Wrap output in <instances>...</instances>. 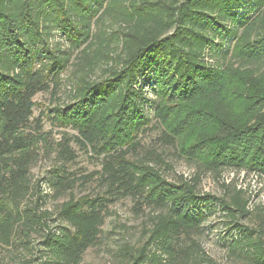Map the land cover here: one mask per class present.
<instances>
[{"label":"trees","instance_id":"1","mask_svg":"<svg viewBox=\"0 0 264 264\" xmlns=\"http://www.w3.org/2000/svg\"><path fill=\"white\" fill-rule=\"evenodd\" d=\"M67 72L70 98L53 118L76 135L53 149L48 183L57 200L68 195L56 214L68 228L54 230L32 178L47 142L35 99ZM153 119L195 177H166L165 151L143 140ZM73 145L100 162L82 179L95 195L74 194ZM225 172L264 176V0H0V264L41 236L29 263L83 264L109 206L126 199L150 222L120 249L125 264H219L203 246L215 211L229 257L264 264V206L231 183L221 196L201 188Z\"/></svg>","mask_w":264,"mask_h":264},{"label":"rangeland","instance_id":"2","mask_svg":"<svg viewBox=\"0 0 264 264\" xmlns=\"http://www.w3.org/2000/svg\"><path fill=\"white\" fill-rule=\"evenodd\" d=\"M117 25L114 28L117 29ZM58 40V39H57ZM101 74V73H100ZM70 72H67L62 87L56 94L51 92L41 93L36 97L38 103L35 110V118H42L45 139L47 142L40 144L39 159L32 168V178L34 184L39 182L43 196L46 197L45 207L54 213L51 228H68V225L58 219L57 209L68 195L60 200L56 199V191L50 187L48 181L50 170L57 167L56 148L57 142L61 141L64 135L73 136L76 132L70 128H63L57 125L53 114L57 108H64L65 103L70 98V89L72 83ZM154 87H147L149 98L155 100L156 94ZM161 127L157 120L153 119L149 131L144 135V143L151 146L153 143L160 145V150L165 151L167 161L172 165V169L166 170V177L171 181H179L181 177L190 180L198 172L195 164L189 163L183 158H178L174 149L158 142ZM50 145V146H49ZM77 152V159L73 164L67 166L68 172L72 174L71 178L77 180L74 194L77 198L83 195H95L99 188L97 183H84L83 177L101 169L100 162L93 156L91 150L80 149L73 145ZM201 188L206 193H212L221 196L223 192V183L234 184L238 190H244L248 196H251L252 207L254 205L264 206V176L248 175L245 173L225 172L221 178L214 177L211 174L204 175ZM110 214L107 216L105 224L102 227V233L98 243L87 250L84 255L83 264H125L119 257L120 249L127 243L140 244L144 239L145 225L148 224L150 213H135L133 203L126 199L109 206ZM224 219L219 214L213 213L208 219L207 237L204 240V248L208 256L219 264H242L228 255V249L224 246V239L227 238V226L223 225ZM244 225H251L250 219L243 221ZM42 241V236L33 240L30 250L19 248L12 252V257L17 264H37L29 263L32 258L38 257L36 246ZM39 249V248H38ZM2 254H8L6 252Z\"/></svg>","mask_w":264,"mask_h":264}]
</instances>
